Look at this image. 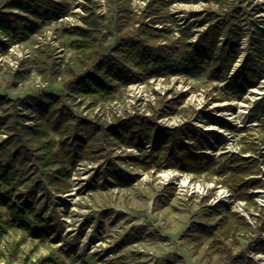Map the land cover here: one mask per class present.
I'll return each instance as SVG.
<instances>
[{
	"label": "rangeland",
	"instance_id": "1",
	"mask_svg": "<svg viewBox=\"0 0 264 264\" xmlns=\"http://www.w3.org/2000/svg\"><path fill=\"white\" fill-rule=\"evenodd\" d=\"M20 1L30 0H0V11L25 15L40 25V30L20 42L0 34V96L9 102L0 116L13 110L28 115L25 98L50 94L62 97L63 104L77 117L99 120L106 127L133 117H145L170 129L189 123L196 130L197 143L214 159L213 171L225 157L240 153L244 141L257 143L259 154L264 156V103L262 112L250 111L264 99V73L242 98L226 91V82H209L206 77L142 79L122 87L114 100L95 106L91 98L69 96L63 89V70L67 65L73 67L77 53L75 37L64 30L83 27L86 7L100 17L95 36L105 58L115 54L118 17L129 14L130 25L122 27L125 32L134 22L144 21L149 9L159 8L158 0H46L45 9L64 12L62 18L49 23L40 20L41 10L36 5L31 13L9 8ZM159 11L166 14L165 25L172 33L157 44L170 47L177 44L178 27L190 24L192 30L201 31L206 27V14L233 13L246 37L240 42L242 54L232 71L242 64L246 53L255 51L250 42L251 26L264 29V0H228L225 8L205 2L174 3ZM46 55L62 74L57 79L44 81L36 71L39 57ZM263 61L264 51L259 73L264 72ZM24 124L30 126L32 122ZM6 137L1 134L0 142ZM102 148L103 158L97 162L79 161L73 166L64 162L71 171L65 185L48 184L45 176L59 168L55 165L36 173L30 184L17 188L14 203L20 205L25 198L36 211L25 212V222L48 235L34 239L18 229L0 230V264H220L208 250L211 238L199 246L188 238L194 225H204L216 235L221 216L212 214L210 208L218 204L244 217L252 227L251 232L240 235V246L233 248V255L244 253L254 264H264V253L254 250L257 243L264 242V232H258L264 223V186L254 191L256 207H249L223 184L227 174L219 177L211 170L193 175L156 168L144 172L129 160L139 156L137 150L105 144ZM144 148L148 150V146ZM260 168L264 173V166ZM226 193L230 194L228 198ZM1 215L8 218L5 212Z\"/></svg>",
	"mask_w": 264,
	"mask_h": 264
},
{
	"label": "trees",
	"instance_id": "2",
	"mask_svg": "<svg viewBox=\"0 0 264 264\" xmlns=\"http://www.w3.org/2000/svg\"><path fill=\"white\" fill-rule=\"evenodd\" d=\"M45 2L20 1L11 3L9 8L31 13L33 5H36L41 10L38 16L44 23L64 16L62 10L45 9ZM158 2L159 8L149 9L144 21L134 22L125 32H122V27L130 25L129 14L118 17L115 23L118 33V41L113 49L115 54L105 58L100 54L95 36L99 30L100 17L93 9H84L83 27L72 26L64 30L68 36L75 37L73 44L77 52L73 67L67 65L63 70V89L69 96L91 98V105L95 106L98 102L114 100L122 87L142 79L186 76L206 77L209 82H226V91L242 98L247 94L250 84L259 81L264 73H259L261 67L258 64L264 51V29L256 25H252L250 30L254 53H246L242 64L230 75L242 54L240 42L246 37L233 13L221 16L210 12L204 17L206 27L201 31L192 30L190 24L178 27L179 37L175 47L157 44L158 40L165 41L172 33L165 25L166 14L160 13V8L174 3L199 2L225 8L228 0ZM39 30L40 25L25 15L0 11V34L14 42L23 41ZM193 37H196L194 41ZM36 71L44 81L62 75L49 55L39 57ZM8 103L0 96V110ZM262 103L264 99L250 111L262 112ZM24 105L29 110L28 115L23 116L13 110L9 114L2 112L0 116V135H7L0 142V230L18 229L34 239L46 237V231L36 230L25 222V212L35 214L36 211L25 198H22L20 205L14 203L12 198L17 188L30 184L36 173L48 171L55 165H59V168L45 176L47 182L51 186L65 185L71 171L63 163L69 162L73 166L79 161L97 162L103 158V144L137 150L139 156L129 160L144 172L156 168L204 175L215 165L212 156L197 143L198 135L189 123L170 129L145 117H133L119 119L115 125L106 127L99 120L89 121L77 117L63 104L62 97L50 94H42L37 99L27 97ZM25 121L32 122V125H25ZM261 123L264 124V114ZM152 143L154 147H151ZM244 144L240 153L225 157L219 168L212 170V174L219 177L227 174L222 182L237 200L249 207H256L254 191L264 186V181L258 177H264L260 168L264 166V156L259 154L257 143L244 141ZM215 145L219 147L220 143L216 142ZM144 146H148V150ZM210 211L221 216L216 235L213 236L212 231L204 225H194L188 238L198 246L211 238L208 250L217 256L220 264H254L244 253L233 255L232 252L233 248L240 246V235L252 231L251 225L244 217L222 204L210 208ZM3 212L7 213V219L1 215ZM258 232H264V223ZM254 250L264 253V242L257 243Z\"/></svg>",
	"mask_w": 264,
	"mask_h": 264
},
{
	"label": "built area",
	"instance_id": "3",
	"mask_svg": "<svg viewBox=\"0 0 264 264\" xmlns=\"http://www.w3.org/2000/svg\"><path fill=\"white\" fill-rule=\"evenodd\" d=\"M138 154V153H137ZM261 179L263 178V180H264V177H262V175H261V177H260ZM225 195V197L226 198H228L229 196H230V194H228V193H226V194H224Z\"/></svg>",
	"mask_w": 264,
	"mask_h": 264
},
{
	"label": "water",
	"instance_id": "4",
	"mask_svg": "<svg viewBox=\"0 0 264 264\" xmlns=\"http://www.w3.org/2000/svg\"><path fill=\"white\" fill-rule=\"evenodd\" d=\"M232 72H234V71H232Z\"/></svg>",
	"mask_w": 264,
	"mask_h": 264
}]
</instances>
